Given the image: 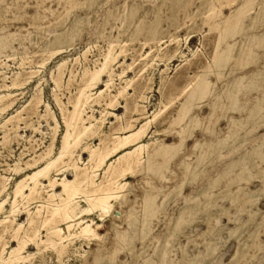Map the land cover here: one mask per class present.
<instances>
[{"label":"rangeland","instance_id":"obj_1","mask_svg":"<svg viewBox=\"0 0 264 264\" xmlns=\"http://www.w3.org/2000/svg\"><path fill=\"white\" fill-rule=\"evenodd\" d=\"M99 1L101 0H92V2H90V0H0V28H3L0 30V44L3 45H0V95L9 92L12 93V96L8 99L9 107L5 111H0V174L11 178L5 182L6 187L0 193V205L1 203L4 205V209L0 212V219H5L6 217L3 222L4 224H2L3 226L1 225L0 227V249L5 243L6 254L4 253V256L8 258L2 264H9L12 261L11 264H16L17 262V264H145V258L154 255L156 250L167 241L170 242L172 247V264H183L180 261L182 250L188 251V255H191L189 264H227L237 252L238 254L243 252L240 246H242V242L247 239V237L249 238V236L251 237L252 234H255L259 235L257 242L259 240H264L263 228L258 227L260 218H257L260 213V215L263 216L262 222H264V180L260 177V172L264 173V144L260 147L261 150L258 149V156L253 166H249L245 160H242L244 162L240 161L234 170L230 169V173H221L229 163L230 158L240 153H246L245 150L252 149L256 144L261 143V139H264V0ZM136 1L141 2V6L139 9L135 8V10L134 6H136ZM121 3L130 5V10L132 9V12L130 11V19L126 18L125 22H122V19L115 15L123 12V8H120ZM116 6L119 8L115 9ZM110 9L112 11L114 10V14L113 12H109ZM76 16L87 17L85 19V26L79 32L80 37L78 36L77 42L75 40L73 44L69 46L68 43L71 42V36L66 37L64 35H59V37L55 39L51 38L53 33L62 32L64 30L63 28L69 25ZM254 18L259 19L253 28L250 23ZM34 24H36V26ZM13 32L21 34L22 40L20 41L18 38H12L8 34ZM28 32H32L30 36ZM110 33L116 36V47L111 55V59H114L118 55L117 59L112 63V66L116 73H119L122 69L128 68L125 78L134 79V87H128L126 90L128 95L125 99L122 97L119 98L118 102H114L115 96L112 94L115 95L118 91L117 88L123 84V81L121 83V80L116 77L114 86L111 87L112 92L110 95L112 96L106 93V95L104 94L103 97L99 98L96 97L95 94H92L96 102H91V104H93V106L90 105L92 108L90 109V107H87L86 110L88 109L90 113H94L95 117L92 118L93 120H90L92 122H94L96 117H101L102 111H109L108 113H110V116L107 113L108 121L104 124L103 129L104 133L107 135L105 141L109 142L107 145L111 144L110 134L107 130H109L110 133L112 132L111 135L116 134L121 135V137H128V141L126 139V142L117 144V148H113L112 153L109 154V158H112L111 160L114 164H116L114 160L115 157H117L115 155L122 153L125 148H132L137 143L148 144L137 156V160V157H134L135 162L132 163V166L134 165L132 172L127 173L120 179L122 182L127 181L129 184L131 183L126 187L127 190L125 188L126 191H129L128 204L134 205L136 209L140 210L145 189H152L153 192L161 189V187L165 190L173 189L177 183L184 181V194L190 195L194 193L196 188L206 184L211 178L213 180L215 179L216 182L218 181L219 185L216 189V191H218L219 188L224 187L232 177H237L236 183L231 187L233 191L236 190L238 184H240L243 186L244 190L251 189L256 191V197L259 198V201L257 205L254 206L253 212L250 213L248 210L237 212L236 209H234L235 206H231V201L219 199V204H223L222 207H229L228 212L221 214L222 212L215 210L216 207L213 206L212 209L221 219L220 223L215 226L211 232L202 235L203 230L208 228L207 221L209 217L207 218V216H202L201 214H197V216L192 219V222L191 220L187 221L183 223L184 225L182 224L176 227L173 231L171 227L172 220L177 216L178 208L185 204V201L183 196H175L171 193V196H168L169 199L165 204L164 211L160 213L158 218L154 219L148 238L145 239L143 243L140 240H135L132 246H130L134 248L131 250L130 247L119 249L115 244V234L117 235L122 229L127 228V219L123 215L127 208H124L122 211V209L116 206L112 210V213L118 216L114 218L108 216L109 214L107 212L104 213L99 211V208H95L92 203L91 205L88 201L84 200V198L78 199L77 197L78 200H81L79 203L83 208H88L83 211L85 213L80 212L78 215L74 216L76 219L74 217L70 219V223H72L71 229H68L70 232L66 230L62 233V236L67 235V237L64 238L66 247L63 250H58V248L63 245L57 244L58 247L54 245L55 242L51 244L48 243L49 239H45L48 238V236H46L48 229L40 226L38 227L37 239L33 240V242H31V240L26 244L20 258L11 257V248L13 249L18 246L17 239L11 237L12 230L20 223L25 225L28 224V210L38 207L39 202L36 197L39 195L38 193L47 186L46 184L49 183V177L60 179L65 175L67 178L71 179L74 177V174L71 170L64 172L62 166L60 167L58 164L55 165V167H52L49 177L46 176L40 179L36 186L37 188H35L37 191L35 190L34 193H31V196L29 195L26 197L30 194V189H26L25 198H21L17 203L18 205L16 204L15 206L11 203L10 199L13 196L12 191L16 185V179H19L24 176V174L35 170L37 166L43 164V162H41L32 168L27 167L28 162L33 163L34 159H38L48 150L53 144L52 141L55 140V149L61 145L60 143H62L63 136L66 132V124L59 106L55 101L54 95L57 94L60 101L63 102V106L67 113L73 110L72 102L79 92L78 88L83 86L86 80L85 78H87V76H84V71L86 68H98V65L104 61V56L108 53V49L110 48L109 42L112 40V38H110ZM252 35H256L257 38L250 39ZM256 40L257 43H255ZM9 41L12 46L18 50L17 52H12ZM59 41L63 42L60 43ZM148 43H151L152 46ZM220 43L223 46H221ZM56 46L57 48L65 46V49L61 53L53 56L45 67H40L39 64L43 59L57 49ZM86 50L87 53L84 55L83 52ZM161 52H163L164 55ZM27 59H29V62L26 61ZM219 59H221V61ZM63 60L66 61L63 69L64 74L61 87L57 88L52 74L56 70L57 64ZM147 64H149V66ZM144 65L146 66L144 67ZM147 66L148 68L146 69ZM217 67L220 69L218 70ZM231 67L233 69H231ZM35 69L38 70L37 74L28 84L18 88H7V86L12 85L14 81L12 79H15L18 72H22L23 75L21 74V80L23 81L30 75L29 73ZM107 77L108 76L104 75L102 77V82L97 84V86H93L90 92L98 94L99 90L104 89L106 87L105 83L108 79ZM140 77L141 79H138ZM79 83L81 85H79ZM72 94H74L75 97ZM38 97L42 100V104L36 114L33 109L25 106L33 98ZM46 103L49 104L51 113L55 116L58 124L52 118L45 119L37 116L38 114L45 113V106L43 105ZM190 104L191 106H189ZM126 105H128V107ZM28 109H30V112ZM250 112H253V114H250ZM14 115L16 117H14ZM32 115L33 117H31ZM154 115H156V117ZM29 117L31 118L29 119ZM4 121L6 122L4 123ZM89 122L87 124H90ZM56 124L58 127L55 131ZM143 124H146V126ZM132 125L133 127H131ZM129 126L132 129H130ZM136 130H139V133ZM141 130H144V132ZM113 131L117 132L114 133ZM4 132L7 133L4 134ZM140 133H142L143 137L140 136ZM236 133L245 135L243 142H239L235 145V147L237 146V150L227 154V151H225L226 149H223L225 152L222 158L215 156L212 159L213 161L206 159L201 163V165L204 166L202 176L198 177L194 186L188 184L190 170L211 151L208 147V143H215L219 139L228 140L230 138L229 135L232 136ZM94 137L86 139L85 141L91 142L93 145H99L100 138H98V136ZM136 137H138L137 140ZM156 140H158V142ZM174 145H177V147ZM150 148L152 150H150ZM170 148L171 150H169ZM156 150L158 154H156ZM76 151L75 158H78V155L81 154L80 156L86 163L88 162V166L90 167L88 152L82 150V147H79ZM154 153L156 157H154ZM161 156L164 157L162 158ZM123 163H126V161H123ZM80 165L83 166L84 164L80 163ZM158 166L161 172L158 170ZM17 167H22L24 169L17 172ZM98 173L99 178L103 176L102 170L98 171ZM32 185L33 183L31 186ZM39 187H42V189ZM61 189L62 187L59 185L55 188V191L59 193ZM242 195L243 192H240L239 196ZM239 196L237 198H239ZM8 197H10L9 200ZM161 198L162 195L159 196V199ZM3 199H7L8 202L4 204L2 202L4 201ZM26 200L28 202H26ZM57 201L59 205L63 203H60L61 199H57ZM23 202L25 207H22L20 211H18L19 206ZM239 203V205L242 206L245 201L242 202L239 200ZM88 223L89 225H85ZM60 224L63 226L66 222L62 220ZM4 225H6L7 228L5 232L2 233L1 228H3ZM172 231L173 234L171 233ZM89 233H91V236ZM99 233L103 236L97 240L94 235ZM106 235L107 237H104ZM42 239L46 241H41ZM206 240L213 242L214 246L207 249L205 246ZM158 244L161 245L159 246ZM38 245L40 248H38ZM98 247H101V249L96 251ZM72 248H74L73 250L75 251L73 253L71 252ZM116 248L119 250V253L114 252ZM112 250H114V253L111 252L110 256L109 253ZM107 251H109L108 254ZM247 253L251 255L250 262L254 264L263 262L262 264H264V251L257 249L255 244L248 248ZM213 255L215 258H213ZM84 257H86V259ZM161 260L164 263L168 262L164 259V256H161V258L155 257L154 261L156 262L153 264H161Z\"/></svg>","mask_w":264,"mask_h":264},{"label":"bare ground","instance_id":"obj_2","mask_svg":"<svg viewBox=\"0 0 264 264\" xmlns=\"http://www.w3.org/2000/svg\"><path fill=\"white\" fill-rule=\"evenodd\" d=\"M44 1V0H43ZM68 1V0H67ZM72 1V0H71ZM102 2H108L109 0H101ZM99 1V2H101ZM206 1V0H205ZM59 2V1H58ZM90 2H92V0H90ZM246 2V1H245ZM66 3V1H65ZM202 3V2H201ZM244 3V2H243ZM61 4V3H60ZM98 4V3H97ZM133 4V3H132ZM245 4V3H244ZM38 5V4H37ZM65 5V4H64ZM70 5V3H69ZM74 5V4H73ZM134 9H139L141 6V2L136 1L135 2ZM214 5V4H213ZM243 5V4H242ZM123 8V12L119 13V14H115L116 16H118L119 18L122 19V22L126 20V18L130 19V5H127L126 3H121L120 4V8ZM200 7V6H199ZM224 7V6H223ZM74 8V6H73ZM119 7L116 6L115 9H118ZM46 9V8H45ZM48 9V8H47ZM66 9V8H65ZM135 9V10H136ZM54 10V9H52ZM71 10V8H70ZM91 10V9H90ZM258 10V9H257ZM45 12V11H44ZM109 12H113L114 14V10L112 11L111 9L109 10ZM132 12V11H131ZM136 12V11H135ZM44 14V13H43ZM259 14V13H258ZM134 15V13H133ZM251 15V14H250ZM249 15V16H250ZM248 16V15H247ZM37 17V16H36ZM44 17V16H43ZM60 17V16H58ZM139 17V16H138ZM45 18V17H44ZM43 18V19H44ZM87 17H83V16H76L72 22L67 25L66 27H62L64 30L62 32H55L51 35L52 39H55L56 37H59V35H64V36H71V42H67L69 44V46H71L73 44V42L76 40H78V36H79V32L80 30L85 26V19ZM34 19V18H33ZM42 19V20H43ZM259 18H254L252 20V22L250 23V25L254 28L255 24L258 22ZM35 20V19H34ZM41 20V18H40ZM60 20V19H59ZM134 20V19H133ZM136 20V19H135ZM143 20V19H142ZM159 20V19H158ZM36 21V20H35ZM91 21V20H90ZM140 21V20H137ZM39 22V21H38ZM143 22V21H142ZM261 22V20H260ZM90 23V22H89ZM30 24V23H29ZM40 24V23H39ZM38 24V25H39ZM113 24V23H112ZM137 24V23H136ZM140 24V23H139ZM142 24V23H141ZM33 25V24H32ZM36 26V24H34ZM41 25V24H40ZM122 25V24H121ZM249 25V24H248ZM31 26V25H30ZM247 26V25H245ZM250 27V26H249ZM251 27V28H252ZM244 28V27H242ZM3 29V28H2ZM0 28V30H2ZM119 29V28H118ZM136 29V28H135ZM240 30V29H239ZM250 30V29H249ZM28 31V30H27ZM26 31V32H27ZM31 31V30H30ZM118 31V30H117ZM243 31V30H242ZM1 33V32H0ZM32 32H28L29 36L31 35ZM242 33V32H241ZM12 38H18L20 41L21 39V34L17 33V32H13V33H8ZM112 33H110V38H112L110 43V48L108 49V53L104 56V61H102L100 63V65H98L99 67H95L94 69H88L86 68L84 71V76L87 78H85L86 80L83 83V86L79 89V92L77 94V96L75 97L74 94H72L75 99L72 102L73 103V110L71 111H66V109L63 106V102L60 101V99L58 98L57 94L54 95L55 101L57 103V105L59 106V109L61 111L63 120L66 124V132L63 136V141L62 143H60L61 145L55 149V144L54 141L53 144L48 148V150L43 154H39L41 155L38 159H34L33 163H27V167L28 168H32L34 166H37L39 163L43 162L42 165L37 166V168L35 170H32L29 173L24 174V176L20 177L19 179H16V185L13 189V196L11 197L10 201L12 204H14L16 206V204L20 201L21 198H25L24 196H26V189H30V194H28L26 197H28L29 195L31 196V193L35 192V188H37L36 186L38 185L40 179L42 177H49L50 176V171L52 170V167H55V165H60V167L62 166V170L67 171V170H71L74 174V177L69 179L67 178V176H63V177H59L60 179L56 178V177H49V183H47L46 187H44L42 190L40 191V193H38L39 195L36 197L37 201L39 202L38 207L32 209V210H28L29 212V221L28 224L25 225L23 223L18 224L16 227H14V229L12 230L11 233V237H14L17 239L18 241V246L16 248H11L10 250V256L12 257H17L18 259L20 258V255L22 253V250L25 248L26 244L28 242H33V240L37 239L38 236V227L43 226L45 228H47V235L48 238H45L46 240L49 239L48 243H54V245L56 246L57 244L63 245V246H58V250H63L66 247V244L64 243L65 241V237H67V235H63L62 233L65 232L68 229H71L72 227V223H70V219L73 218L74 216L78 215L80 212H83L84 210H86L87 208H83V206L79 203L81 200V198H84V200L88 201L90 204L92 203L93 206L95 208H99V211L101 212H107L109 215L108 216H112L114 218H116L117 216H115L112 213V210L117 206L118 208L123 209L127 208L125 213L123 214L126 219H127V228L122 229L120 232H118V234H115L116 240H115V244L119 249H124V248H129L130 246H132V244L135 242V240H140L142 243L145 241V239L148 238V235L151 232L152 229V224L154 219L158 218V216L160 215L161 212L164 211V207L165 204L167 202V200L169 199L168 196L170 197L171 193L174 194L175 196H183V199L185 201V204H183L182 206H180L178 208V214L177 216H175L172 220V229L174 231V229L180 225H182L183 223L190 221L192 222V219H194L197 214H201L202 216H207V218L209 217V220L207 221V226L208 228L206 230H203L202 235H205L208 232H211L212 229L217 226L220 223V217L217 216L216 212L212 209V207H216L215 210L221 211V214L227 213L229 207H225L222 205L223 204H219V199H226L228 201H231V206H235L234 209H236L237 212L243 211V210H248L250 213L253 212V208L254 206L257 205L259 198L256 197V191L254 190H244L243 186H241L240 184H238V188L236 190L233 191V189H231V187L236 183L237 181V177H232L229 182L222 188H219L218 191H216V189L218 188V181L216 182L215 179L213 180L212 178L204 185H201L200 187L196 188L193 194L190 195H185L184 194V186H185V182L181 181L180 183H177L173 189H164L163 187H161V189H155L157 191H152V189H145V194H144V199H143V203L141 205V209L138 210L135 208L134 205H129L128 204V195H129V191L127 190V186H129V182L125 181L122 182L120 181L121 178H123L127 173L132 172V163L135 162V158L137 157L142 150L145 149L146 145L148 144H142V143H137L135 144V146H133L132 148H128L118 154L115 155L117 157H115L116 164H114V162H112V158H109V154L112 153L113 148H117L116 146H118L117 144L122 143V142H126V139L128 141V137H121V135H116V134H112L108 131V133L110 134V141L111 144L107 145V141H105V139H107V135L104 133L103 129H104V124L108 121L107 120V111H102L101 112V117L97 118L94 120V122L90 121L94 116V113H90V111H88V109L86 110L87 107H90V109L92 108L93 104H91V102H96L94 100V98L92 97V94H95L96 97H103V95L106 93H109V95L112 92L111 87L114 86L115 83V78L118 77L121 80V83L123 81V84L120 85L117 91V93L113 96H115L114 98V102H118L119 98H126L127 94V89L129 86H133V81H135L134 79H126V71L127 69H122L119 73H116L112 63L117 59V57H115L114 59H111V55L115 49V37L111 35ZM24 35V34H23ZM26 35V34H25ZM3 36V35H2ZM18 36V37H17ZM1 37V36H0ZM80 37V36H79ZM260 37V35H259ZM23 38V37H22ZM26 38V37H25ZM24 38V39H25ZM50 38V39H51ZM257 38L256 35H252L250 36V39H255ZM7 39V38H5ZM248 39V38H247ZM10 40V39H9ZM57 40V39H56ZM61 40V39H60ZM64 40V39H63ZM133 40V39H132ZM223 40V39H222ZM7 41V40H6ZM19 41V42H20ZM58 41V40H57ZM67 41V40H66ZM5 42V41H4ZM10 42V41H9ZM53 42V41H52ZM60 42V41H59ZM63 41H61L60 43H62ZM117 42V41H116ZM51 43V42H49ZM146 43V42H144ZM218 43V42H216ZM257 43V40L256 42ZM5 44V43H4ZM21 44V42H20ZM56 44V43H55ZM151 44V43H148ZM158 44V43H157ZM221 44V43H220ZM1 45V44H0ZM52 45V44H50ZM54 45V44H53ZM67 45V44H66ZM169 45V44H167ZM3 46V45H1ZM10 48H12V52L15 53L18 50L16 48H14L10 42L9 44ZM55 46V45H54ZM58 46V45H57ZM56 46V48H57ZM152 46V44H151ZM155 46V45H153ZM158 46V45H157ZM221 46H223L221 44ZM226 46V45H224ZM263 47V46H262ZM9 48V49H10ZM41 48V47H40ZM55 48V47H54ZM53 48V49H54ZM163 48V47H161ZM169 48V47H168ZM177 48V47H176ZM220 48V47H218ZM223 48V47H222ZM229 48V47H228ZM256 48V47H255ZM258 48V47H257ZM65 49V46H61L59 48H57L55 51L51 52L46 58L43 59V61L39 64L40 67H45V65L48 63V61L55 56L58 53H61L63 50ZM128 49V48H127ZM207 49V48H206ZM5 50V49H4ZM27 50V49H26ZM50 50V49H48ZM126 50V49H125ZM157 50V49H156ZM177 50V49H176ZM220 50V49H219ZM223 50V49H222ZM128 51V50H126ZM159 51V50H158ZM173 51V50H171ZM116 52V51H115ZM119 52V51H118ZM154 52V50H153ZM157 52V51H156ZM85 53H87V50L83 52V54L85 55ZM117 53V52H116ZM148 53V52H146ZM159 53V52H158ZM163 53V52H161ZM167 53V52H166ZM174 53V52H173ZM217 53V52H216ZM215 54V53H214ZM213 54V55H214ZM42 55V54H41ZM40 55V56H41ZM124 55V54H123ZM131 55V53H130ZM152 55V54H151ZM154 55V54H153ZM156 55V54H155ZM158 55V54H157ZM164 55V53H163ZM175 55V54H174ZM140 56V55H139ZM150 56V55H149ZM166 56V55H165ZM224 56V55H223ZM143 57V56H141ZM157 57V56H156ZM169 57V56H168ZM217 57V56H216ZM225 57V56H224ZM223 57V58H224ZM227 57V56H226ZM152 58V57H151ZM150 58V59H151ZM30 59V58H29ZM29 59H27L26 61H28ZM239 59V57H238ZM254 59V58H253ZM136 60V59H135ZM134 60V62H135ZM147 60V59H146ZM215 60V59H214ZM221 61V59H219ZM25 61V62H26ZM31 61V60H30ZM145 61V60H144ZM29 62V61H28ZM125 62V61H124ZM133 62V61H132ZM142 62V61H141ZM146 62V61H145ZM151 62V61H150ZM217 62V61H216ZM215 62V63H216ZM121 63V62H120ZM213 63V64H215ZM218 63V62H217ZM1 64V63H0ZM25 64V63H24ZM66 64V61H61L57 64V68L56 70L53 72L52 76H53V80L55 82V85L57 88L61 87V83H62V78H63V74H64V66ZM124 64V63H123ZM126 64V63H125ZM144 64V63H143ZM142 64V65H143ZM152 64V63H151ZM223 64V62H222ZM29 65V64H28ZM77 65V64H76ZM118 65V64H117ZM133 65V64H132ZM149 66V64H147ZM153 65V64H152ZM4 66V65H3ZM126 66V65H124ZM146 65H144L145 67ZM148 66L146 67V69L148 68ZM191 66V65H190ZM217 66V65H216ZM236 66V65H235ZM118 67V66H117ZM120 67V66H119ZM128 67V66H126ZM151 67V66H150ZM211 67V66H210ZM220 67V66H219ZM219 67L218 70L220 69ZM212 68V67H211ZM121 69V68H120ZM132 69V67H131ZM225 69V68H224ZM231 69H233L231 67ZM140 70V69H138ZM212 70V69H211ZM20 71V70H19ZM38 70H32L31 73H29L30 75L25 79V80H21V74L22 72H18L15 79L13 78L12 80L13 83L12 85L7 86V88L10 87H22L23 85L28 84L33 78L34 76L37 74ZM119 71V70H118ZM144 71V70H143ZM236 71V70H235ZM28 72V71H27ZM136 72V71H135ZM139 72V71H138ZM147 72V71H146ZM26 73V72H24ZM134 73V72H133ZM215 73V71H214ZM28 74V73H27ZM83 74V72H82ZM139 74V73H137ZM144 74V73H142ZM141 74V75H142ZM211 74V72H210ZM257 74V73H256ZM23 75V74H22ZM106 75L108 76L107 80H106V87L104 89L99 90L98 94L97 93H91L90 91L92 90L93 86H97V84H99L100 82H102V77ZM213 75V72H212ZM27 76V75H26ZM136 76V75H135ZM214 76V75H213ZM137 78V77H136ZM24 79V78H23ZM138 79H141L138 78ZM248 79V78H247ZM261 79V78H260ZM11 80V81H12ZM68 80V79H67ZM84 80V79H83ZM82 80V81H83ZM161 80V79H160ZM81 81V82H82ZM139 81V80H138ZM142 81V80H141ZM163 81V79H162ZM181 81V80H180ZM192 81V80H191ZM80 82V83H81ZM253 82V81H252ZM72 83V82H71ZM79 83V85H81ZM137 83V82H135ZM139 83V82H138ZM147 83V82H146ZM164 83V82H163ZM261 83V82H260ZM40 84V82H39ZM74 84V83H73ZM151 84V83H150ZM250 84V83H249ZM264 84V83H263ZM78 85V86H79ZM241 85V84H240ZM39 86V85H38ZM141 86V85H140ZM196 86V84H195ZM202 86V85H201ZM134 87V86H133ZM173 87V85H172ZM200 87V86H199ZM2 88V87H1ZM131 88V87H130ZM142 88V87H141ZM144 88V86H143ZM258 88V87H257ZM56 89V88H55ZM171 89V88H170ZM227 89V88H226ZM230 90V89H229ZM39 91V90H38ZM136 91V89H135ZM190 91V90H189ZM36 92V91H35ZM169 92V91H167ZM190 93V92H189ZM37 94V92H36ZM38 95V94H37ZM110 95V96H112ZM136 95V94H135ZM168 95V94H167ZM12 96V93H7V94H1L0 95V111L1 110H7V108L9 107V97ZM14 96V95H13ZM40 96V95H39ZM138 96V95H137ZM225 96V95H224ZM223 96V97H224ZM32 97V96H31ZM73 97V98H74ZM42 98V97H41ZM130 98V97H129ZM134 98V97H133ZM11 99V98H10ZM168 99V98H166ZM165 99V100H166ZM127 100V99H126ZM192 100V99H191ZM12 101V100H11ZM14 101V100H13ZM111 101V99H110ZM113 101V100H112ZM45 102V101H44ZM216 102V101H215ZM218 102V101H217ZM11 103V102H10ZM106 103V102H105ZM120 103V102H119ZM186 103V102H185ZM42 104V100L38 97V98H33L31 101L28 102V104L25 107H30L31 109H33L36 114L39 111L40 107ZM110 104V102H109ZM113 104V103H112ZM111 104V105H112ZM116 104V103H115ZM137 104V103H136ZM183 104V103H182ZM224 104V103H223ZM11 105V104H10ZM14 105V104H13ZM92 105V106H90ZM117 105V104H116ZM115 105V106H116ZM213 105V104H212ZM218 105V104H217ZM227 105V104H226ZM225 105V106H226ZM43 106H45V113L44 114H38L37 116L39 117H43L45 119H53L56 123L57 120L55 118V116L51 113L49 104L46 103ZM68 106V105H67ZM114 106V104H113ZM128 107V105H126ZM191 106V104L189 105ZM109 107V106H108ZM216 107V106H215ZM228 107V105H227ZM52 108V107H51ZM111 108V107H109ZM210 108V107H209ZM214 108V105H213ZM219 108V106H218ZM221 108V107H220ZM106 109V108H105ZM129 109V108H128ZM235 109V108H234ZM30 112V109H28ZM32 110V111H33ZM94 110V109H92ZM138 110V109H137ZM161 110V109H160ZM214 110V109H213ZM237 110V109H236ZM240 110V107H239ZM22 111V110H21ZM21 111H19L20 113H22ZM44 111V110H43ZM159 111V110H158ZM162 111V110H161ZM216 111V110H215ZM2 113V112H1ZM17 113V112H16ZM146 113V112H145ZM157 113V112H156ZM161 113V112H160ZM255 113V112H254ZM259 113V112H258ZM262 113V112H260ZM8 114V113H7ZM31 114V113H30ZM29 114V116H30ZM110 113H108L109 115ZM113 114V112H112ZM159 114V112H158ZM157 114V115H158ZM250 114H253V112ZM19 115V114H16ZM34 115V114H33ZM33 115L31 117H33ZM124 115V114H123ZM110 116V115H109ZM156 117V115H154ZM184 116V115H183ZM254 116V115H252ZM14 117H16L14 115ZM29 117V119L31 118ZM38 117V118H39ZM120 117V116H119ZM211 117V115H210ZM209 117V118H210ZM214 117V116H213ZM260 117V116H258ZM263 117H264V113H263ZM13 118V116H12ZM23 118V117H22ZM20 118V119H22ZM153 118V117H152ZM248 118V116H247ZM261 118V117H260ZM128 119V118H126ZM180 119V118H179ZM184 119V118H183ZM252 119V118H251ZM8 120V119H7ZM39 120V119H37ZM93 120V119H92ZM118 120V119H117ZM181 120V119H180ZM239 120V119H238ZM27 121V120H26ZM35 121V120H34ZM90 121V122H89ZM127 121V120H126ZM177 121V120H176ZM179 121V120H178ZM6 121H4L5 123ZM90 124H87V123ZM129 122V121H128ZM147 122V121H146ZM241 122V121H240ZM26 123V122H25ZM34 123V122H33ZM114 123V122H112ZM121 123V122H120ZM148 123V122H147ZM153 123V122H152ZM58 124V123H57ZM57 124L55 126V131L57 130ZM150 124V122H149ZM148 124V125H149ZM119 125V124H118ZM134 125V124H133ZM133 125L131 127H133ZM146 126V124H143ZM258 125V124H257ZM113 126V124H112ZM127 126V125H126ZM245 126V125H244ZM243 126V127H244ZM32 127V126H31ZM130 126L129 128L132 129ZM150 127V126H149ZM108 128V127H107ZM114 128V126H113ZM118 128V127H117ZM115 128V129H117ZM128 128V129H129ZM142 128V127H141ZM235 128V127H234ZM253 128V127H252ZM10 129V128H8ZM119 129V128H118ZM144 129V128H143ZM127 130V129H126ZM147 130V128H146ZM253 130V129H252ZM9 131V130H8ZM119 131V130H118ZM137 131V130H136ZM139 131V130H138ZM137 131V132H138ZM142 131V130H141ZM209 131V130H208ZM235 131V130H234ZM233 131V132H234ZM114 133H116L115 131H113ZM144 132V130L142 131ZM148 132V131H147ZM146 132V133H147ZM176 132V131H175ZM207 132V131H206ZM215 132V131H214ZM7 132H4V134ZM126 133V132H125ZM139 133V132H138ZM137 133V134H138ZM192 133V132H191ZM15 134V133H14ZM18 134V133H17ZM16 134V135H17ZM131 134V132H130ZM136 134V132H135ZM228 134V133H227ZM246 134V133H245ZM7 135V134H6ZM15 135V136H16ZM125 135V134H124ZM144 135V133H143ZM164 135V134H163ZM211 135V134H210ZM14 136V138H15ZM18 136V135H17ZM94 136H98V138H100V144L99 145H93L91 142H86V139H91ZM140 136H142V133H140ZM180 136V135H179ZM191 136V135H190ZM230 138L228 140H223V139H219L217 142L215 143H208V147L211 149V151L208 153L207 156L203 157L198 163L197 165L190 170L189 172V181L188 184L191 185H195L196 184V180L198 179V177L202 176L203 172H204V166L201 165V163H203L206 159H209V161H211L215 156H218V158H222L224 155V152L227 151L228 153H233L235 150H237V146L235 147V145L239 142H243L245 135L241 134V133H236L233 134L232 136L229 135ZM7 137V136H6ZM20 137V136H19ZM130 137V135H129ZM134 137V135H133ZM18 138V137H17ZM53 138V137H52ZM51 138V139H52ZM95 138V137H94ZM55 139V138H54ZM138 139V137H136V140ZM6 140V139H5ZM135 140V139H134ZM185 140V139H184ZM4 141V139H3ZM88 141V140H87ZM132 141V140H131ZM130 141V142H131ZM158 142V140H156ZM106 142V143H105ZM129 142V144H130ZM134 142V141H132ZM154 143V142H153ZM184 143V141H183ZM205 143V142H204ZM20 144V143H19ZM50 144V143H49ZM128 144V143H126ZM128 144V145H129ZM157 144V143H156ZM206 144V143H205ZM256 144V143H255ZM264 144V139H261V143L256 144V146L252 147V149H248L245 150L246 153H240L239 155L230 158L229 163L225 166L224 171L221 172L222 174L229 172L230 169L234 170L235 167H237V165L239 164L240 161L245 160L249 166H253L255 164V159L257 158V151L258 149H260V147ZM4 145V144H3ZM103 145V146H101ZM122 145V144H120ZM153 145V144H152ZM164 145V144H163ZM173 145V144H172ZM180 145V144H178ZM239 145V144H238ZM242 145V144H241ZM124 146V145H123ZM127 146V145H125ZM131 146V145H130ZM155 146V145H154ZM168 146V145H167ZM171 146V145H170ZM177 147V145H174ZM195 146V145H194ZM264 146V145H263ZM30 147V146H29ZM82 147V150H85L86 152H88L89 157H88V161L90 162V167L88 166V162L86 163L85 160H83V158L78 155V158H75V152H77L76 150H78V148ZM120 147V146H119ZM118 147V148H119ZM153 147V146H152ZM164 147V146H163ZM169 147V146H168ZM167 147V148H168ZM204 147V146H203ZM207 147V148H208ZM122 148V147H121ZM154 148V147H153ZM175 148V147H174ZM206 148V149H207ZM223 149H226L225 151ZM263 149V148H262ZM9 150V149H8ZM150 150H152L150 148ZM165 150V149H164ZM171 150V148L169 149ZM205 150V149H204ZM261 150V149H260ZM44 151V150H43ZM41 151V152H43ZM149 151V150H148ZM157 151V150H156ZM162 151V150H161ZM168 151V150H166ZM175 151V150H173ZM81 152V151H80ZM170 152V151H169ZM206 152V150H205ZM165 153V152H164ZM167 153V152H166ZM174 153V152H173ZM78 154V153H77ZM155 154V153H154ZM158 154V151L157 153ZM156 154L154 157H156ZM163 154V153H162ZM170 154V153H169ZM55 157H54V156ZM148 156V155H147ZM153 156V154H152ZM170 156V155H169ZM167 156V157H169ZM160 157V156H159ZM162 157V156H161ZM164 157V156H163ZM162 157V158H163ZM134 158V159H133ZM198 158V156H197ZM138 159V157L136 158V160ZM144 159V158H143ZM173 159V157H172ZM199 159V158H198ZM123 161H126V163H123ZM166 161V160H165ZM171 161V160H170ZM184 161V160H183ZM213 161V160H212ZM264 161V160H263ZM122 162V163H121ZM155 162V160H154ZM158 162V160H157ZM182 162V161H181ZM197 162V161H196ZM244 162V161H242ZM84 164L83 166L80 165ZM159 163V162H158ZM167 163V162H166ZM161 164V162H160ZM159 164V165H160ZM206 164V163H205ZM139 165V164H138ZM163 165V164H162ZM167 165V164H165ZM182 165V163H181ZM180 165V166H181ZM187 165V164H186ZM207 165V164H206ZM211 165V164H210ZM183 166V165H182ZM258 166V165H257ZM16 167V166H15ZM58 167V166H57ZM169 167V166H167ZM156 168V167H155ZM164 168V167H163ZM24 168L22 167H17L16 171L19 172L21 170H23ZM167 169V168H166ZM165 169V170H166ZM250 169V168H249ZM102 170L103 171V176L99 178V173L98 171ZM158 170H159V166H158ZM255 170V169H254ZM54 171V170H53ZM70 171V172H71ZM136 171V170H135ZM142 171V170H141ZM161 172V170H159ZM253 171V170H252ZM263 171V170H262ZM138 172V171H137ZM186 172V171H185ZM246 172V171H245ZM249 172V171H248ZM251 172V170H250ZM149 173V172H148ZM147 173V174H148ZM230 173V172H229ZM232 173V172H231ZM243 173V172H242ZM241 173V174H242ZM261 173V179L264 180V173ZM58 174V173H57ZM142 174V173H141ZM159 174V173H158ZM252 174V173H251ZM146 175V174H145ZM250 175V174H249ZM54 176V175H53ZM163 176V175H162ZM187 176V175H186ZM185 176V177H186ZM149 177V176H148ZM161 177V176H160ZM222 177V176H221ZM241 177V176H240ZM162 178V177H161ZM166 178V177H165ZM0 193L1 191L4 190V188L6 187L5 182H7L8 180H10L11 178H9L6 175H1L0 174ZM45 179V178H44ZM151 179V178H150ZM169 179V178H166ZM217 179V178H216ZM161 180V179H160ZM219 180H220V176H219ZM252 180V179H251ZM148 181V180H147ZM151 181V180H150ZM169 181V180H168ZM11 182V181H10ZM153 182V181H152ZM33 183V185L31 186V184ZM44 184V183H43ZM5 185V186H4ZM41 185V184H40ZM61 186L62 189L59 193H57L55 191V188L57 186ZM150 185V184H148ZM152 185V184H151ZM147 186V185H146ZM154 186V185H153ZM167 186V185H166ZM12 187V186H10ZM131 187V186H130ZM158 187V186H157ZM126 188V190H125ZM10 190V189H9ZM12 190V188H11ZM37 191V190H36ZM9 192V191H8ZM11 192V193H12ZM240 192H243L242 196L240 195ZM7 194V193H6ZM5 194V195H6ZM35 195V194H34ZM162 195V198L159 199V196ZM33 196V195H32ZM239 196V198H237ZM5 197V196H4ZM78 197V199H77ZM262 197V194H261ZM1 198V197H0ZM6 198V197H5ZM10 197H8L9 200ZM263 198V197H262ZM32 199V198H31ZM57 199H61L62 203L61 205H59L57 202ZM174 199V198H171ZM170 199V200H171ZM261 199V198H260ZM4 200V199H3ZM28 200V199H27ZM26 200V202H28ZM34 200V199H32ZM30 200V201H32ZM137 200V199H136ZM239 200L240 201H245V203L240 206L239 204ZM57 201V202H56ZM60 201V200H59ZM4 204L7 201V199H5L4 201H2ZM85 202V201H84ZM248 202V204H247ZM88 203V204H89ZM91 204V205H92ZM18 205V204H17ZM29 205V204H28ZM11 206V205H10ZM13 207V206H12ZM25 207L24 202L19 206V210ZM258 207V206H257ZM7 208V207H5ZM30 208V207H29ZM4 209V205H0V212L1 210ZM8 209V208H7ZM12 209V208H11ZM17 209V208H16ZM28 209V208H27ZM13 210V209H12ZM16 211V210H15ZM14 211V212H15ZM17 211V212H18ZM95 211V210H94ZM13 212V211H12ZM87 212V211H86ZM21 213V212H20ZM85 213V212H83ZM100 213V212H99ZM82 214V213H81ZM80 214V215H81ZM87 214V213H86ZM101 214V213H100ZM239 214V213H238ZM3 215V214H2ZM8 215V214H7ZM98 215V214H97ZM121 215V214H120ZM220 215V214H219ZM234 215V214H233ZM247 215V214H246ZM260 213L258 214V219H259V225L258 227L263 228L264 231V222H262V218L263 216L260 215ZM1 216V215H0ZM9 216V215H8ZM13 216V215H12ZM104 216V214H103ZM75 218V217H74ZM103 218V217H102ZM240 218V217H239ZM6 219V217H5ZM5 219H0V227L2 224H4L3 222L5 221ZM27 219V218H26ZM76 219V218H75ZM241 219V218H240ZM64 220L66 222L65 225H61L60 222ZM242 220V219H241ZM254 220V219H253ZM7 221V220H6ZM10 221V220H9ZM13 221V220H12ZM27 221V220H26ZM73 221V219H72ZM233 221V220H232ZM231 221V222H232ZM15 222V221H14ZM190 222V223H191ZM12 223V222H10ZM9 223V225H10ZM63 223V222H62ZM93 223V222H92ZM114 223V222H113ZM169 223V222H168ZM171 223V222H170ZM78 224V223H77ZM82 224V223H81ZM91 224V223H90ZM8 225V227H9ZM75 225V224H74ZM80 225V224H79ZM84 225V224H82ZM85 225H89L85 224ZM92 225V224H91ZM90 225V226H91ZM184 225V224H183ZM189 225V224H188ZM3 226V225H2ZM12 226V225H11ZM89 226V227H90ZM112 226V225H111ZM187 226V225H186ZM7 226L4 225L2 229V233L5 232ZM13 228V226H12ZM182 229V228H181ZM237 229V228H236ZM84 230V227H83ZM112 230V229H111ZM115 230V229H114ZM180 230V229H179ZM183 230V229H182ZM233 230V229H231ZM9 231V230H8ZM81 231V230H80ZM173 231L171 232L173 234ZM181 231V230H180ZM256 231V230H255ZM68 232H70L68 230ZM96 232V231H95ZM94 232V233H95ZM1 233V234H2ZM73 233V232H72ZM93 233V234H94ZM97 233V232H96ZM227 233V232H226ZM74 234V233H73ZM72 234V235H73ZM91 233H89L90 235ZM257 234V233H256ZM259 234V233H258ZM85 235V234H84ZM88 235V236H89ZM108 235V232H107ZM104 236V237H107ZM180 235V234H179ZM1 236V235H0ZM40 236V235H39ZM81 236V235H79ZM86 236V237H88ZM91 236V235H90ZM97 239L99 240L101 236V234H95L94 235ZM4 237V236H3ZM2 237V238H3ZM85 237V239H86ZM229 237V236H228ZM259 235H255L252 234V236L249 238L247 237V239H245L242 242V253L238 254V252L233 256V258L227 263V264H254L253 262H250V254L247 253L248 248H250L253 244L256 245L257 249L259 250H263L264 251V240H258ZM1 238V239H2ZM10 238V237H9ZM40 238V237H39ZM73 238V237H72ZM84 238V237H83ZM92 238V237H91ZM218 238V237H217ZM12 239V238H11ZM10 239V240H11ZM41 240V241H46V240ZM93 239V238H92ZM164 239V238H163ZM228 239V238H227ZM230 239V237H229ZM235 239V238H234ZM233 239V240H234ZM70 240V239H68ZM105 240V239H103ZM165 240V239H164ZM232 240V241H233ZM37 241V240H36ZM35 241V242H36ZM83 241V240H82ZM1 243V242H0ZM46 243V242H45ZM17 244V243H16ZM39 244V243H38ZM177 244V242H176ZM223 244V243H222ZM225 244V243H224ZM40 245V244H39ZM38 245V248H40ZM45 245V244H43ZM70 245V244H69ZM74 245V243H73ZM147 245V244H146ZM159 245V244H158ZM161 245V244H160ZM159 245V246H160ZM50 246V245H49ZM196 246V245H195ZM205 246L206 248H211L214 246V243L211 242L210 240H206L205 241ZM37 247V245H36ZM53 247V246H50ZM70 247V246H69ZM56 248V249H57ZM68 249V248H67ZM74 248H72V253L75 252L73 250ZM101 247H98L96 251L100 250ZM131 250H133V247H130ZM240 249V250H241ZM27 250V249H26ZM43 250V249H42ZM45 250V249H44ZM6 251V247H5V243L4 246L0 249V264L4 263L6 261V259H8L7 257L4 256V253ZM69 251V250H68ZM95 251V253H96ZM114 250L107 251V254L109 253L111 256V252L112 253H119V250L116 248L115 251ZM118 251V252H117ZM70 252V253H71ZM217 252V251H216ZM221 252V251H220ZM219 252V253H220ZM68 253V252H67ZM87 253L89 254V252L87 251ZM142 253V252H141ZM165 253V254H164ZM210 253V252H209ZM6 254V253H5ZM28 254V252H27ZM69 254V253H68ZM85 254V253H84ZM87 254V255H88ZM189 252L182 250V254H181V258L180 261L183 264H189L190 261V257L191 255H188ZM31 255V254H30ZM41 255V254H40ZM43 255V254H42ZM117 255V254H116ZM215 255V254H214ZM213 255V258H215ZM23 256V255H22ZM27 256V255H26ZM34 256V255H33ZM161 256H164V259L168 262L164 263L161 260V264H172L173 262V258H172V247L170 245V242L167 241L165 242L161 247H159L154 255L148 256L146 257V263L145 264H153L154 262V258L158 257L161 258ZM114 257V256H113ZM210 257V255H209ZM86 259V257H84ZM96 258V257H95ZM11 259V258H9ZM22 259V258H21ZM207 259V258H206ZM219 259V258H218ZM23 260V259H22ZM26 260V259H25ZM112 260V258H111ZM159 260V259H158ZM211 261V260H210ZM9 262V261H8ZM11 262V261H10ZM13 262V261H12ZM11 262V263H12ZM111 262V261H110ZM203 262V261H202ZM9 263V264H11ZM18 263V262H17ZM16 263V264H17ZM179 263V262H178ZM204 263V262H203ZM263 262H259V263H255V264H262ZM102 264V263H101ZM143 264V263H142Z\"/></svg>","mask_w":264,"mask_h":264}]
</instances>
